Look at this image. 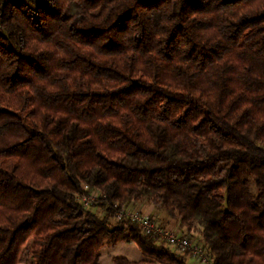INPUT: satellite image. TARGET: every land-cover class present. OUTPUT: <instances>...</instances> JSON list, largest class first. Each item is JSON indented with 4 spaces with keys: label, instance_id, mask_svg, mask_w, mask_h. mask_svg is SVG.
Here are the masks:
<instances>
[{
    "label": "trees",
    "instance_id": "trees-1",
    "mask_svg": "<svg viewBox=\"0 0 264 264\" xmlns=\"http://www.w3.org/2000/svg\"><path fill=\"white\" fill-rule=\"evenodd\" d=\"M137 203L264 264V0H0V264H188Z\"/></svg>",
    "mask_w": 264,
    "mask_h": 264
},
{
    "label": "built area",
    "instance_id": "built-area-1",
    "mask_svg": "<svg viewBox=\"0 0 264 264\" xmlns=\"http://www.w3.org/2000/svg\"><path fill=\"white\" fill-rule=\"evenodd\" d=\"M85 193L79 200L84 208L89 209L96 201L100 200L101 194L96 189L85 186ZM115 220L118 223L130 222L139 226L143 234L151 235L166 245L178 256L188 255L200 264H214L209 256L204 243L195 241L192 237L180 234L160 223L157 216H151L140 210L129 208L126 205H114Z\"/></svg>",
    "mask_w": 264,
    "mask_h": 264
},
{
    "label": "rangeland",
    "instance_id": "rangeland-1",
    "mask_svg": "<svg viewBox=\"0 0 264 264\" xmlns=\"http://www.w3.org/2000/svg\"><path fill=\"white\" fill-rule=\"evenodd\" d=\"M99 201L100 200L96 201L93 205H91L89 210L97 213L99 216H104V214L107 211V208L105 206L101 205V202H99ZM126 206H128L129 208H132V209H136V208L132 207V205L127 204ZM146 214H148V213H146ZM158 219H159V221H161L159 217H158ZM111 223L113 225L119 224L118 222H116L115 217L112 218ZM161 223H163L164 226L166 224V222L164 220ZM165 227H167V226H165ZM168 227H170V225H168ZM171 230L178 231L180 234L184 233V234L192 237L195 241L203 243L201 241L200 233L198 231H191L190 233L189 232L187 233V231H179L176 229H171ZM158 243L159 244L161 243L162 245L168 247L164 241H162V242L159 241ZM171 252H172V250H171ZM172 253L174 254L175 257H184L188 264H200L197 260L190 258L188 255L178 256L176 253H174V252H172ZM114 256L127 257L131 260H142V259H144V256L142 255L141 251L137 247L136 243H134L133 241H131V242L118 241L116 243L106 241L105 244L103 245V247L100 249V264H114V262H113Z\"/></svg>",
    "mask_w": 264,
    "mask_h": 264
},
{
    "label": "crops",
    "instance_id": "crops-1",
    "mask_svg": "<svg viewBox=\"0 0 264 264\" xmlns=\"http://www.w3.org/2000/svg\"><path fill=\"white\" fill-rule=\"evenodd\" d=\"M132 207H134V208H136V209H138V210H140V211H142L144 213H148L151 216L159 217L162 221L164 220L166 222L165 226L168 227V225H170V227H168L169 229H176V230L182 231L181 227H180V224H179V222L177 220L168 218L162 212L157 210L154 207V205L144 204V203H137V204H133Z\"/></svg>",
    "mask_w": 264,
    "mask_h": 264
}]
</instances>
